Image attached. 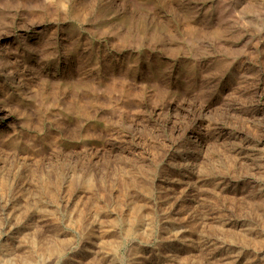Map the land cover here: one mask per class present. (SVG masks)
I'll use <instances>...</instances> for the list:
<instances>
[{
	"label": "rangeland",
	"instance_id": "1",
	"mask_svg": "<svg viewBox=\"0 0 264 264\" xmlns=\"http://www.w3.org/2000/svg\"><path fill=\"white\" fill-rule=\"evenodd\" d=\"M0 264H264V0H0Z\"/></svg>",
	"mask_w": 264,
	"mask_h": 264
}]
</instances>
